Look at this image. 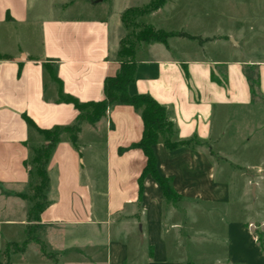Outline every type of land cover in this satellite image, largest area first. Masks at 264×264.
Masks as SVG:
<instances>
[{"label": "crops", "instance_id": "1", "mask_svg": "<svg viewBox=\"0 0 264 264\" xmlns=\"http://www.w3.org/2000/svg\"><path fill=\"white\" fill-rule=\"evenodd\" d=\"M75 1L0 0V54L8 56L0 57V252L14 242V230H25L27 209L21 195L31 192L38 181L30 162L34 148L43 141L24 115L42 129L74 125L79 111L60 100L61 86L64 94L80 102L103 100L105 80L118 73L121 41L130 32L123 13L153 0H96L92 15H67L65 11ZM205 1L210 2L167 0L159 10L137 18L139 25L202 38L171 36L167 43L137 42L135 81L129 87L130 94H149L167 108L175 124L174 140L195 143L169 150L161 136L154 146L158 171L171 179L180 199L168 200L151 175L144 178L141 189L147 157L141 148L133 147L143 137L141 110L114 105L95 126L82 124L78 147L68 134L49 146L45 163L48 204L40 212L35 236L48 253L57 254L50 246L60 226H102L114 220L120 235L140 227L141 241L147 247L141 256L145 264H202L170 256L174 248L186 247L184 240L195 238L190 225L197 211L216 219L224 218L227 209L242 200L251 208L247 197L251 187L231 164H235L233 156L227 155L243 157L250 164L244 152L253 136L245 121L255 117L257 105L264 103V26L258 27L256 19L238 22L231 14L219 13L218 0ZM156 17L158 22L152 20ZM226 18L237 20L236 26L223 27L220 20ZM259 36L263 38L261 52L255 45ZM47 64L53 66L61 85L51 77ZM256 75L259 87L253 93L250 80ZM86 124L95 139L103 135L106 143L107 185L96 193L85 173L86 145L81 141ZM218 154L226 155L225 159L218 160ZM235 177L242 178L241 189ZM95 194L104 198L102 211L95 204ZM228 225L231 233L224 241L214 240L215 244L223 242L229 250H237L234 258H242L248 247L247 235L238 233L242 221L237 218ZM114 241L115 247H107V264H127L129 247L121 238ZM74 242L71 249L77 251ZM93 246L94 257L97 249Z\"/></svg>", "mask_w": 264, "mask_h": 264}, {"label": "rangeland", "instance_id": "2", "mask_svg": "<svg viewBox=\"0 0 264 264\" xmlns=\"http://www.w3.org/2000/svg\"><path fill=\"white\" fill-rule=\"evenodd\" d=\"M41 1L49 2L50 0ZM56 1L62 2L65 0ZM95 2L96 0H76L75 6L67 9L65 13L67 15L90 16L94 13L92 4ZM193 2H204L203 4H205L210 1L193 0ZM211 2L214 4L215 1ZM217 5L219 13L225 12L231 14L238 22L243 21L244 23H250L256 19L258 27L264 26L263 0H218ZM250 10H254L256 17L252 16ZM46 13L49 12H45V15ZM61 13L60 11H56V16H61ZM152 20L158 22L159 19L156 17ZM237 20L228 18L221 19L220 24L225 28L234 27L237 24ZM140 30L141 25L139 24L129 27L130 32L133 31L136 33ZM260 32L262 33V31ZM262 44L263 38L259 36L255 45L259 47L260 52L262 50L260 45ZM256 109L257 115L245 121L247 123L245 125L246 129L249 130L253 136V139H251L252 144L248 149L246 147L244 152L245 155L250 156V164L245 163L243 157H238V159L234 155H227L229 157L233 156L232 158L235 159V164L232 162L231 164L238 172L244 174L243 181L248 183L249 188L251 187V191L249 195H247L251 208L246 207L248 203L242 200L238 203V206L235 205L227 209L228 213L224 218L217 217L216 219L206 216L203 211H197L196 220L190 225L191 234L195 238L191 241L184 240L186 242V247L174 248L171 250L170 256L172 260H193L202 264H264V103H259ZM88 126L90 125H87V128H85V134L82 135L81 143L86 145L83 153L86 164L85 173L93 180V184L95 188H97L95 189L96 193V190H104L107 185V157L104 154L106 143L103 135H99V137L95 139V136L91 132V128H88ZM40 140L41 142L43 141V144L40 143L36 145L30 162L38 181L33 185L31 192L23 193L27 209V221L24 226L25 230L21 231L16 229L12 232L11 238H14V242L7 243L0 252V264H5L8 260V256H10L11 264H107V261H109V257L107 259V247L109 244H111L112 248L115 247L114 240L117 241L120 238L122 242H125L129 247L130 256L127 264H145L144 260L141 261V256L147 253V247L141 241L140 227L135 226L131 232L130 230L122 231L120 235L115 227L114 220L111 224L102 226H60L56 231L57 240L51 243L50 246L55 250L54 252L57 251V254H53L55 258L44 256L41 253L40 245L37 243L29 245L25 253L15 252L14 244L21 245L26 239L35 237L38 233L36 213L30 214V210L33 207L39 210L42 209L45 202L44 192L42 191L45 185L42 179L45 175V163L50 144L47 146L45 145L49 142H46L42 135H40ZM238 148L241 149L239 146ZM215 150L218 151L219 147H216ZM215 156L218 160H223L226 155L218 154ZM234 179L235 185L241 189V185L243 184L242 178L235 177ZM253 184H256L255 196L252 190ZM95 204L98 206V209L102 211V207L104 208L106 203L102 196L95 194ZM223 210L227 212L226 209ZM17 215H22L21 210ZM237 218H240L243 224V226H240L241 229L238 233H243V235L245 233L248 238V247H246L242 258L240 255L234 258V254H236L237 250H229L228 246L223 245L224 243L221 242L222 240H226L227 236L231 233V229L228 225L229 222ZM111 233L113 234V241H110ZM217 239L221 241L217 242L216 245ZM87 240H90L89 244ZM73 241L77 244V251H72L71 249ZM2 242L3 241L0 239V244ZM93 245H95L97 249L94 257L91 251L94 247ZM1 248L2 247H0V249ZM157 254H160L159 250H157ZM229 254H231V260L234 258L232 262L228 260ZM160 257L162 258L163 255H159V258Z\"/></svg>", "mask_w": 264, "mask_h": 264}, {"label": "trees", "instance_id": "3", "mask_svg": "<svg viewBox=\"0 0 264 264\" xmlns=\"http://www.w3.org/2000/svg\"><path fill=\"white\" fill-rule=\"evenodd\" d=\"M167 0H153L146 7L130 8L127 9L122 16L123 23L126 27H131L139 24L137 18L141 15L148 14L159 10ZM171 36H181L190 39H198L202 41L201 37L190 35L186 32H166L158 30L152 25L143 24L141 30L134 33L133 31L128 33L121 41V47L118 52V57L121 61V66L118 73L115 76L108 77L105 80V98L100 101L80 102L75 97L64 94L62 86L60 88L59 96L60 100L68 103H72L79 111L78 120L71 126H55L51 129L40 128L35 121L27 115H24L29 127L34 129L43 136L44 140L50 143V147L62 139L63 134L69 135V140L78 147L79 134L82 131V124L87 122L92 126H95L99 121L107 115L108 110L114 105H130L134 108L141 110V116L144 122L143 137L139 143L133 145V147L141 148L146 157L147 163L140 178L141 189L143 186V180L147 175H151L157 183L160 185L164 196L173 202L180 199L175 189L172 186L171 179L162 176L157 168V157L154 152V146L160 141L161 136H165V146L169 150L176 149L180 146H192L195 145L192 140H174L176 132L175 124L169 119L167 108L160 104L149 94H130L129 87L135 81V48L137 42L140 41H159L167 43V40ZM206 41L210 39H205ZM2 58H8V56L1 55ZM47 69L54 80L59 81L58 76L55 73L53 66L47 64ZM219 83L222 81L217 80ZM251 90L256 93L259 87V75H256L250 80ZM42 182L45 187L42 190L44 192L45 202L42 207L48 204L46 198V191L49 186V177L47 173H44ZM39 189V188H37ZM22 197L24 194L21 195ZM42 209H36L33 207L30 210V214H35L37 220H39L40 212ZM31 243H37L40 245L41 251L44 256L48 258H55L51 253H48L45 248V244L36 237L26 239L21 245L14 244L16 253H23ZM5 264H11L10 256ZM57 264V263H55ZM188 264H194L189 262Z\"/></svg>", "mask_w": 264, "mask_h": 264}, {"label": "water", "instance_id": "4", "mask_svg": "<svg viewBox=\"0 0 264 264\" xmlns=\"http://www.w3.org/2000/svg\"><path fill=\"white\" fill-rule=\"evenodd\" d=\"M231 40H232V41H234V39H233V38H232Z\"/></svg>", "mask_w": 264, "mask_h": 264}]
</instances>
